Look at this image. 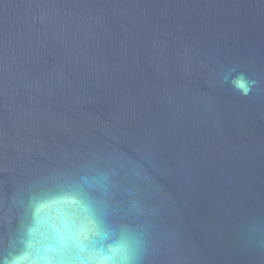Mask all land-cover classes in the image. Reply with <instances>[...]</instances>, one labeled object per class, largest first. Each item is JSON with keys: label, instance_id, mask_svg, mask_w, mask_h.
Instances as JSON below:
<instances>
[{"label": "water", "instance_id": "1", "mask_svg": "<svg viewBox=\"0 0 264 264\" xmlns=\"http://www.w3.org/2000/svg\"><path fill=\"white\" fill-rule=\"evenodd\" d=\"M95 156L145 177L147 264H264V0H0V244L28 181Z\"/></svg>", "mask_w": 264, "mask_h": 264}, {"label": "clouds", "instance_id": "2", "mask_svg": "<svg viewBox=\"0 0 264 264\" xmlns=\"http://www.w3.org/2000/svg\"><path fill=\"white\" fill-rule=\"evenodd\" d=\"M222 82L244 97L258 86L235 68ZM121 169L118 160L95 156L79 172L51 170L28 181L13 197L16 227L0 244V264H147L155 208L141 196L143 173L121 187ZM118 187L123 207L113 196Z\"/></svg>", "mask_w": 264, "mask_h": 264}]
</instances>
